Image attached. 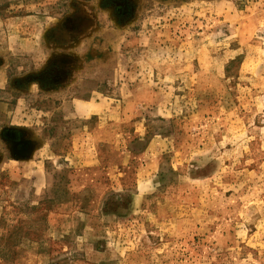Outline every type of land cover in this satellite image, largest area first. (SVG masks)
Segmentation results:
<instances>
[{
	"label": "rangeland",
	"instance_id": "obj_1",
	"mask_svg": "<svg viewBox=\"0 0 264 264\" xmlns=\"http://www.w3.org/2000/svg\"><path fill=\"white\" fill-rule=\"evenodd\" d=\"M0 264H264V0H0Z\"/></svg>",
	"mask_w": 264,
	"mask_h": 264
}]
</instances>
